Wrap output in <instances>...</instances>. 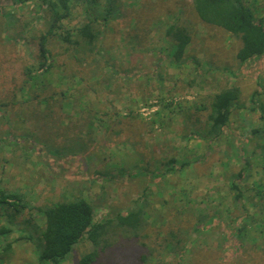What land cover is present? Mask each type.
I'll return each mask as SVG.
<instances>
[{"label":"rangeland","instance_id":"374dc122","mask_svg":"<svg viewBox=\"0 0 264 264\" xmlns=\"http://www.w3.org/2000/svg\"><path fill=\"white\" fill-rule=\"evenodd\" d=\"M98 1L90 15L85 3L74 0L64 25L77 29L88 16L98 18L95 27L103 32L98 58L109 63L99 74L115 69L107 89L105 83H91L98 79L88 80L83 75L80 81L73 77L77 62L70 61L65 67L60 58L48 62L53 65L49 70L26 75L28 68L37 65L39 55L36 46L26 40V32L46 29L41 6L33 0L27 4L0 0V9L5 6L0 10V102L13 99V95L20 102L29 96L31 86L45 81L53 87L57 100L46 129L55 142L51 143L74 150L77 144L89 145V150L61 159L30 143L26 153L14 146L0 152V187L22 193L25 205L12 234L23 240L15 242L9 257L0 255V264H39L35 240L25 238L34 236L35 225L44 226L43 214L37 208L62 200L66 192L81 194L97 206L95 219L99 221L110 208L124 212L145 191L150 193L146 208L150 217L144 232L150 239L143 241L155 249V256L141 260V248L130 242L122 251L109 248L98 264H264V224L253 225L241 216L243 212L233 207L230 192L232 173L244 166L246 178L239 181L251 201L256 202L253 197L257 191H264V96L256 102L252 96L254 91L264 90V56L241 64L236 58L241 49L239 41L226 30L201 22L193 0H115L117 15L107 24L102 20L108 5L106 0ZM244 1L264 21V0ZM177 22L192 29L193 36L179 61L170 54L165 36L168 25ZM135 29L144 37L142 48L129 40ZM57 44L51 45L54 53L59 51ZM233 85L243 90L241 106L224 137L211 141L206 134L207 112L200 109L209 106L215 93ZM49 95L51 92L46 93ZM12 111L10 121L14 124L17 112ZM192 114L193 122L188 121ZM1 116L2 110L0 131L9 127ZM100 119L108 122L100 126ZM172 159L178 162L174 172L164 175ZM158 160L165 165L160 167ZM132 161L148 174L131 179L119 173L118 169ZM165 201L176 204L186 215L204 211L213 221L206 225L209 219L200 215L201 230L193 234V241L182 244V250L167 248L165 239H170V232L178 229L180 221L168 213ZM158 212L164 214L162 220H154L160 217ZM248 214L252 221L263 220L256 206L248 205ZM192 226L184 223L182 227L191 230ZM239 228L246 229L242 236ZM87 246L86 242L79 244L63 264H79ZM144 251L147 253L146 248Z\"/></svg>","mask_w":264,"mask_h":264},{"label":"trees","instance_id":"16d2710c","mask_svg":"<svg viewBox=\"0 0 264 264\" xmlns=\"http://www.w3.org/2000/svg\"><path fill=\"white\" fill-rule=\"evenodd\" d=\"M16 1L27 4L31 0ZM33 1L38 2L41 6L40 13L43 14V18H41L46 29H31L32 31L28 32L25 29L23 30L26 32V40L36 46L39 54L37 65L26 68L25 74L28 75L31 72H38L40 69L44 70L45 68L49 70L53 65L48 62L51 59L60 58L65 67L67 64L69 65L70 61L77 62V71L72 74L73 77L81 81L84 79L82 77L84 75L88 80L98 79V81H91L92 84L101 82L106 84V89L110 87V79L114 76L112 74L115 73V69H111L109 74H99L102 66L104 68L107 63L98 58L99 54H102L100 40L103 38V32L95 27L98 18L88 16L87 22L81 24L77 29H66L64 23L71 16V4L74 0ZM80 1L82 4L85 3L88 12L91 11L93 6L99 4L98 0ZM113 1L115 0H106L108 6L102 20L104 24L110 22V18L112 20L116 18L118 9ZM4 9L5 6H2L0 10L4 11ZM193 9L201 22L209 26L222 28V30H226L239 41L241 49L237 52L236 58L241 64L264 56V21L257 18L254 10L244 0H193ZM1 11L0 16L2 17L3 13ZM89 14L91 15V12ZM190 30L180 27V22L172 23L166 28L165 36L170 45V54L173 53L177 61L185 57L186 50L193 41ZM33 31L36 33H32ZM134 31L132 32L134 34L131 33L129 40L135 43L136 47L140 46L142 48L144 37L140 35L139 29ZM38 32L39 34H37ZM52 42L58 43L57 48L59 51L57 53H54V49L51 47ZM29 54L31 55L32 53ZM34 57L35 54L32 55V58ZM194 59L199 63L200 60L196 56H194ZM108 60L110 62V59ZM112 64L113 66L116 65V63ZM99 76L103 77L99 79ZM41 81L40 79L39 82ZM112 82L114 81L112 80ZM25 87L26 85L22 86L20 90L23 92ZM90 87L93 88L94 85H90ZM47 92H51V95L46 96ZM55 94L53 87L43 81L38 87L31 86L28 92L29 96L20 102L15 101V95H13V99L7 97L3 102H0V110H2L1 121L9 125L6 129L1 127L0 134L3 136L0 137V152H4L6 146H14L26 153L30 148L28 143L36 147L41 146L44 148L45 153L51 154L58 159L68 154H77L78 152L89 150L86 148L89 145L86 144H77L78 148L74 150V148L65 145L61 148H56V144L51 143L54 141L46 129L53 118V109L57 105ZM242 96L243 90L240 86L226 87L212 96L209 106H204L200 109L202 112H207L206 134L212 139L211 141L224 137L226 129L232 123L235 111L241 106ZM252 96L256 97V102L264 96V90L262 92L254 91ZM13 109L17 112V121L14 124L11 123L10 118L12 115L9 114L10 112L15 113L12 111ZM261 110L264 122V102L261 103ZM196 111L200 113L198 110ZM48 116L52 118L49 119ZM192 118L193 114L191 119L188 116V121L192 120ZM199 120V118L196 119L197 122ZM42 121L45 123L44 125L40 124ZM100 121V126H103V122L107 120L100 119ZM56 124L58 125V123ZM12 130L19 132L18 135L13 134ZM253 133L257 135L258 131L254 130ZM30 139H33V142H30ZM13 149L17 151L16 148ZM23 160L27 162L26 157H23ZM138 160L135 157V162ZM156 163L160 167L165 165L162 160H158ZM176 163H178L176 160H170L167 163V171H165L164 175L173 173V167ZM118 170L119 173L127 174V177L131 179H137L145 176L146 173L148 174V170L138 167L137 163L134 165V161L128 167L125 165ZM246 172L247 167L244 166L238 173H232L230 177L232 179V191H230L233 194L232 204L235 210L243 212L241 216L249 219V223L252 222L253 225L260 227L264 224V191H257L258 194L255 193L253 197L256 202L251 201L241 183V180L246 178ZM149 195L150 193L147 191L143 192L142 196L133 201V204L124 212L120 211L117 213L115 208H110L109 212L97 221L95 219L98 212L97 206L89 203L81 194H69L66 192L62 200L47 203L37 208V211L43 214L44 226L35 225L34 236L29 235L25 239L29 241L35 240L39 264H63L78 245L85 242L88 245V248L86 247L88 250L81 255L79 264H98L101 256H105L109 248L115 246L117 251H122L130 242H136L141 248L139 252L142 253L139 258L144 261L148 256H155L156 252L154 248L143 241L150 239L144 232L147 225H149L147 217H150V215H148L149 213L146 209L150 203ZM22 202V193L9 192L0 187V255L6 258L12 253V247L15 242L23 240L22 238L15 239L12 237V234L16 232V227L19 225L17 216L22 214L25 208ZM165 204L168 213L172 212L174 219L177 222L180 221L178 223V232L177 230L171 231L170 239H165L167 248L171 246L182 250L184 244L193 241V234L201 230L198 229L200 215L202 218L209 219L206 225L213 221V216L205 214L204 211L188 212L186 215L183 213L182 208L176 204L168 201H165ZM248 205L259 208L260 218L263 220L260 222L252 221L251 215L248 214ZM158 213L161 214V212ZM163 217H165L164 214H161L160 217L157 216V219L154 218V220H162L161 218ZM192 220H196V223ZM26 222L30 223L29 220H26ZM184 223L192 224V229L183 228ZM245 231V228H239L238 234L240 232L242 236ZM145 248L147 253L144 251ZM182 253H184V250Z\"/></svg>","mask_w":264,"mask_h":264}]
</instances>
